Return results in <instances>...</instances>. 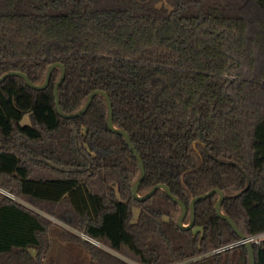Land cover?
I'll list each match as a JSON object with an SVG mask.
<instances>
[{
  "label": "trees",
  "instance_id": "obj_1",
  "mask_svg": "<svg viewBox=\"0 0 264 264\" xmlns=\"http://www.w3.org/2000/svg\"><path fill=\"white\" fill-rule=\"evenodd\" d=\"M55 63L65 113L94 91L110 96L145 164L140 196L167 185L188 225L194 198L220 189L240 231L264 233V0H0V78L22 72L40 86ZM61 75L42 91L19 76L0 84V188L137 264H228L230 253L249 264L217 194L197 203L191 230L164 190L133 197L142 168L109 131L106 99L64 119ZM50 225L0 193V264H44ZM65 237L92 264H131ZM254 251L264 264V241Z\"/></svg>",
  "mask_w": 264,
  "mask_h": 264
},
{
  "label": "water",
  "instance_id": "obj_2",
  "mask_svg": "<svg viewBox=\"0 0 264 264\" xmlns=\"http://www.w3.org/2000/svg\"><path fill=\"white\" fill-rule=\"evenodd\" d=\"M57 68L61 69L62 75H61L60 80L57 82V84L54 87V96H55V100H56L57 111H58L59 115L61 117H63L64 119L78 118L80 116H83L84 114H87L86 112L88 111V109L92 105V102H93L95 97H98V96L101 95V96H104V98L106 99L108 107H109V114H110L109 118H108L109 131L113 132L114 134L121 135V136H123L125 138L129 149L136 156V158H137V160L139 162L140 168H142L141 169V175H140L138 181L136 182V184L134 185L133 190H132L133 197L137 201L144 202V201L148 200L149 198H151L158 190H164L167 193L168 197L172 201H174L175 203L180 205V207L182 209V215L180 216L179 222H178L179 227L181 229H183V230H191V229L194 228V226L196 224L195 223V219H196V205H197V203L199 201L203 200V199H206V198H208L210 196H213V195L217 194L219 196V199H218V201L216 202V205H215L216 206L215 207V211H216L217 216L220 219H222V220L228 222L229 224H231L230 226L233 228V230L236 232V234L240 237L241 242H243L241 244H244L245 247L248 250L249 260H250L249 264H256L257 260H256V257H255L254 244L251 241H249L248 238L240 231V229L235 224V222L228 215L223 213V211H222L223 203L227 199V196L220 189H215V190L211 191L210 193H207V194H204V195H201V196H198V197L194 198V200L191 203L192 206L190 207V209H191V218H190V224H188V225L185 224V219H186V217L188 215V209L186 207L187 205H185L181 200H178V198L173 195L171 189L167 185L158 184V185H156V187H154L145 196H140L139 195V189H140L141 184L144 181V178L146 176L145 164H144L143 159L141 158L140 154L138 153V150H136L135 146L133 145L130 135L126 131L119 130L118 128L115 127V125H114L113 103H112V101L110 99V96L106 92L101 91V90L94 91L89 96L88 101H87L85 107L82 110H80L79 112H77L75 114L65 113L62 110V108H61V103H60V98H59V96H60L59 95V89H60L61 85L63 84V82L65 80V77H66V68L61 63H55L49 68L46 80L40 86L35 85L30 80V78L26 74H24V73L22 74V72H11L10 74L0 78V84L3 83L10 76H19V77L23 78L26 81V83L28 84V86L30 88L38 90V91H42V90H45L46 88H48V86L50 84V80L52 78V73ZM245 175L247 176L246 173H245ZM247 180H248V186H247L246 190L243 191V193L245 191L249 190L250 185H251V180H250V178L248 176H247Z\"/></svg>",
  "mask_w": 264,
  "mask_h": 264
},
{
  "label": "rangeland",
  "instance_id": "obj_3",
  "mask_svg": "<svg viewBox=\"0 0 264 264\" xmlns=\"http://www.w3.org/2000/svg\"><path fill=\"white\" fill-rule=\"evenodd\" d=\"M23 125H29L30 124V118L29 116H25L23 122ZM0 193L13 198L14 200L19 201L22 205L29 208L30 210L41 214L44 218L49 220L51 223L50 225V237H48V244L49 249L47 251V255L44 260V264H92L91 263V255L88 252V249L81 245L80 243H71L67 241L65 238L66 233H69L71 235H74L76 237H79L85 241H89V243L101 247L102 249H105L117 256L118 254L111 251L106 246L96 242L95 240L89 238L88 236L84 235L83 232L72 228L71 226L67 225L66 223L60 221L59 219L54 218L53 216H50L49 214L41 211L40 209L32 206L28 202L17 198L15 196L10 195L7 191L0 188ZM33 253H35L33 251ZM217 252H213L215 254ZM212 253L206 255L210 256L213 255ZM204 256V257H206ZM238 254L236 253H230L228 255H224L223 259L227 260L228 264H236L235 262L231 263L235 257H237ZM120 258L124 259L125 261L131 263V264H137L134 261L129 260L128 258H125L124 256H119ZM203 258V257H201ZM201 258H197L192 260V262L199 260ZM223 260V261H224ZM190 262V261H189Z\"/></svg>",
  "mask_w": 264,
  "mask_h": 264
},
{
  "label": "built area",
  "instance_id": "obj_4",
  "mask_svg": "<svg viewBox=\"0 0 264 264\" xmlns=\"http://www.w3.org/2000/svg\"><path fill=\"white\" fill-rule=\"evenodd\" d=\"M249 241H251L253 244H261L264 241V233L260 234L259 236L256 237H252L248 239ZM225 250V249H224ZM223 250H219L217 251V253L221 252Z\"/></svg>",
  "mask_w": 264,
  "mask_h": 264
}]
</instances>
